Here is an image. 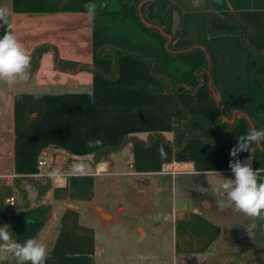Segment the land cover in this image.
I'll return each instance as SVG.
<instances>
[{"label": "crops", "instance_id": "1", "mask_svg": "<svg viewBox=\"0 0 264 264\" xmlns=\"http://www.w3.org/2000/svg\"><path fill=\"white\" fill-rule=\"evenodd\" d=\"M167 2L176 3L182 11L174 46L193 48L168 51L162 32L142 19L138 5L123 0H0V7L9 9L12 31L28 54L38 45L50 44L62 58L95 62L109 71V60L97 59L95 49L102 43L123 42L132 48H149L175 82L197 84L194 91L182 89L175 96L150 92L135 82L144 79L155 85L158 79L142 59L128 54L118 58L114 79L89 70L63 71L54 65L52 48L41 55L26 82H0V224L7 220L6 199L15 197V176L38 177L54 169L62 173L51 177L50 188L39 198L28 187L30 205L15 217L13 238L44 243L46 264H109L106 244L97 251V232L106 237L110 224L121 223L119 215L124 213L154 223L149 231L143 228V238L174 227L168 234L172 244L168 258L175 256L177 264H208L212 258L220 264H264V220L230 208L220 210L216 201L222 197L212 192L223 179L220 174L234 178L229 168L234 159L248 161L253 154L252 168H264L263 145L253 144L252 153L230 155L237 138L250 131L248 120L254 129L264 130V0H202L199 7H192V0H150L148 17L163 24L161 10ZM90 3L96 5L93 16L84 7ZM208 8L210 30H239L255 50L237 33L209 35ZM3 31L0 28V35ZM205 54L209 69L197 73ZM175 102L194 116L191 125L203 134L221 137L227 120L207 121L220 118L222 109L232 111V125L219 143L192 136L179 144L182 133L173 122ZM149 133H161L164 138L156 136L149 145L138 142ZM126 136L136 139L106 157L88 161L98 148L118 146ZM90 139L103 143L89 148ZM42 150L47 159L40 168ZM177 152L186 153L187 159L174 160ZM79 161L90 164L88 175L71 174ZM197 175L211 178L210 214L185 193L187 182ZM162 185L170 188V201L165 195L160 199ZM107 191L112 192L110 197ZM173 192L187 202L176 204ZM168 202L175 217L168 212V222L155 220L160 206ZM231 210L250 225L240 240L245 247L222 242L224 230L231 225ZM222 211L227 213L225 224L220 219ZM134 225L136 229L138 223ZM140 236L134 237L143 239ZM0 264L17 262L9 255Z\"/></svg>", "mask_w": 264, "mask_h": 264}, {"label": "trees", "instance_id": "2", "mask_svg": "<svg viewBox=\"0 0 264 264\" xmlns=\"http://www.w3.org/2000/svg\"><path fill=\"white\" fill-rule=\"evenodd\" d=\"M126 4L133 3L138 5L139 13L142 19L149 25L158 28L163 35L164 42L166 44V48L170 52H176L178 50H188L193 48V45H187L183 47H176L174 46V41L177 38L180 27H181V19H182V11L180 7L174 2H167L164 4L161 13L164 19L163 24H159L156 21L150 19L147 15L146 5L150 0H123ZM209 6V5H208ZM210 14V10L208 8V15L206 18V28L209 35H215L219 33H237L241 39V41L253 48L250 44H248L242 37V34L239 30H221V31H213L210 30L207 23L208 17ZM54 50V65L57 69L69 72H76L82 70H89L92 71L94 74H98L104 76L109 79H114L117 77V62L118 58L124 54H128L133 56L134 58L142 59L148 68L150 74L158 79V83L155 85H150L144 79H138L135 84L143 86L146 90L150 92H166L173 94L179 90H186V91H194L197 87V84L189 85L186 83L175 82L173 79L168 77L162 68L158 65L155 60V57L151 50L147 47L142 48H132L126 45L123 42H107L99 44L95 49V56L97 59H108L110 63L109 71H105L95 62L84 63L78 62L71 59H65L58 55L57 49L50 45V44H41L33 48L32 52L29 54L31 57V67L29 69L30 73H33L41 58V55L48 51L49 49ZM209 69V60L207 55H204V63L201 68L197 70V73H200L201 70H208ZM214 92L216 90L213 87ZM174 108L177 111V114L173 118V122L177 127V130L182 133L181 142L182 144L186 139L192 136L200 137L202 140L211 141L219 143L224 136V134L228 131L229 127L232 125V111H225L221 110V117L215 120L207 121L209 123L219 121L221 118L227 120V127L225 131L222 133L221 137L215 138L211 135H206L200 132L197 128L191 125V121L194 118L193 115H189L186 110L182 108L180 104L175 102ZM248 129H254L252 123L248 120L247 121ZM160 136L162 138L163 134L161 133H149L147 137L143 140L138 139V142L143 145H149L152 140L156 137ZM134 136H126L124 140L118 146H106L101 147L95 150L92 154V158L88 161L95 162L101 157H106L110 152L114 151L115 149L121 147L125 143L135 140ZM264 146V145H263ZM14 190H15V202L13 204H6V213H7V220L6 223L0 224V227L7 224L12 232L14 237L15 234V217L16 214L20 211L26 209L29 205L28 199V187H32L37 194V197H41L44 193L50 188L51 186V177L50 175H41L38 177L35 176H15L12 180Z\"/></svg>", "mask_w": 264, "mask_h": 264}, {"label": "clouds", "instance_id": "3", "mask_svg": "<svg viewBox=\"0 0 264 264\" xmlns=\"http://www.w3.org/2000/svg\"><path fill=\"white\" fill-rule=\"evenodd\" d=\"M201 2L202 0H192V7H199ZM84 7L89 16L95 14V4H85ZM0 28L4 29L0 35V82L8 85L26 82L29 79L31 57L12 31L7 7H0ZM86 143L89 148H97L103 142L99 139H90ZM253 144L264 145V130L251 129L246 135L239 136L237 144L230 150V155L235 158L242 151L252 153ZM159 151L162 156L165 154L163 148ZM253 157L252 154L248 161L244 162L239 159L230 161L229 168L234 178H225L220 174L223 179L219 180L212 192L222 197L216 201L220 210L230 208L245 217L264 220V168L254 170L251 166ZM104 167H107L106 163ZM89 171L90 164L86 161H79L71 168V174L74 176H86ZM61 174L59 169L49 173L50 177ZM195 190L209 194V188L199 184ZM9 255L15 257L17 264H46L48 249L35 238L18 242L13 238L9 226L5 224L0 227V261L7 260Z\"/></svg>", "mask_w": 264, "mask_h": 264}, {"label": "rangeland", "instance_id": "4", "mask_svg": "<svg viewBox=\"0 0 264 264\" xmlns=\"http://www.w3.org/2000/svg\"><path fill=\"white\" fill-rule=\"evenodd\" d=\"M161 181V180H160ZM211 178L209 176H193L187 182L186 194L196 199L198 207L206 213H211V190H210ZM166 183V182H165ZM202 185L209 188V194H202L195 190L196 185ZM111 191H107V196L110 197ZM160 199L161 195L166 196L168 200H171V191L167 185H162L159 190ZM175 203L180 205L184 204L187 201L178 196L173 192ZM207 201V203H205ZM161 205L159 212L154 216L155 220L161 221L163 223L168 222L169 217L167 213L171 212V217L174 218L173 210H170V207L167 208V205ZM231 213L232 210L230 211ZM221 221L222 223H227V213L222 211ZM223 213V214H222ZM177 216V215H176ZM121 223L112 222L110 224L112 230L110 234L104 237V234L100 231L97 232V251L99 248H104L103 245L106 244L105 252L107 257L110 258L109 264H177L175 261V256L168 258V255L172 253V244L168 239V234L171 236L173 229L170 227L166 229L163 233H157L154 236L151 234L144 237V229H152L154 223L148 222L147 219H144L142 216H137L131 213L120 214ZM135 221L138 223L135 229ZM231 225L224 230L222 236V242L226 245L237 247H245L243 243L240 242L241 238L245 237L246 233L250 231V225L247 226L243 224V217L239 216L237 213H233L230 218ZM226 226V225H225ZM144 228V229H143ZM140 234L141 238L137 239L134 236ZM105 240V241H104ZM106 242V243H105ZM118 249V250H117ZM98 256V253L97 255ZM225 260H223L224 262ZM208 264H220V260L217 258H212L207 261Z\"/></svg>", "mask_w": 264, "mask_h": 264}, {"label": "built area", "instance_id": "5", "mask_svg": "<svg viewBox=\"0 0 264 264\" xmlns=\"http://www.w3.org/2000/svg\"><path fill=\"white\" fill-rule=\"evenodd\" d=\"M46 159H47V152L42 150L41 151V156L40 158L38 159V166L40 168L44 167L46 165ZM15 202V197L12 195V196H9L7 199H6V204H13Z\"/></svg>", "mask_w": 264, "mask_h": 264}, {"label": "water", "instance_id": "6", "mask_svg": "<svg viewBox=\"0 0 264 264\" xmlns=\"http://www.w3.org/2000/svg\"><path fill=\"white\" fill-rule=\"evenodd\" d=\"M188 157V155L186 153H183V152H177L175 155H174V160L176 161H183V160H186ZM168 207H171V204L169 203L167 205V208ZM104 215V214H103Z\"/></svg>", "mask_w": 264, "mask_h": 264}]
</instances>
